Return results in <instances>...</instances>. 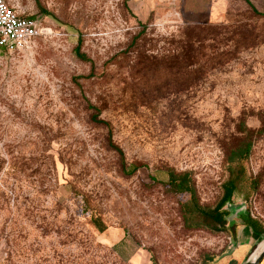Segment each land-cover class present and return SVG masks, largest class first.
Returning a JSON list of instances; mask_svg holds the SVG:
<instances>
[{"label":"rangeland","instance_id":"374dc122","mask_svg":"<svg viewBox=\"0 0 264 264\" xmlns=\"http://www.w3.org/2000/svg\"><path fill=\"white\" fill-rule=\"evenodd\" d=\"M10 1L42 32L0 53V264H240L167 182L219 203L245 123L264 222V0Z\"/></svg>","mask_w":264,"mask_h":264},{"label":"trees","instance_id":"16d2710c","mask_svg":"<svg viewBox=\"0 0 264 264\" xmlns=\"http://www.w3.org/2000/svg\"><path fill=\"white\" fill-rule=\"evenodd\" d=\"M241 129L245 137L230 150L227 156L229 174L223 185L222 199L216 205L201 203L191 172H181L175 169L168 171L169 179L167 184L169 185V191L177 195L189 194V197L181 202V214L187 229H204L212 233L229 231L230 221L228 217L231 214L229 205L232 204L233 198L238 191L242 190L244 184L248 183L250 179L247 177L244 162L250 157L252 152L254 131L249 129L245 123H242ZM257 183V179H254L251 182L252 187L255 188ZM247 193L245 199L249 198V192ZM241 219L243 223L253 228V237L256 242H260L264 238V222L260 218L252 216L249 210L247 214L241 216ZM99 224L100 231H104L106 227L99 226ZM232 262L237 264L235 259L231 260L230 264ZM152 264L157 263L154 261Z\"/></svg>","mask_w":264,"mask_h":264},{"label":"built area","instance_id":"2783aa9c","mask_svg":"<svg viewBox=\"0 0 264 264\" xmlns=\"http://www.w3.org/2000/svg\"><path fill=\"white\" fill-rule=\"evenodd\" d=\"M41 32L36 17L22 15L10 0H0V53L31 43Z\"/></svg>","mask_w":264,"mask_h":264},{"label":"water","instance_id":"95a60500","mask_svg":"<svg viewBox=\"0 0 264 264\" xmlns=\"http://www.w3.org/2000/svg\"><path fill=\"white\" fill-rule=\"evenodd\" d=\"M229 209L231 214L228 219L230 222H233L234 219L240 218L242 215L247 214V206L242 203L239 205H229ZM258 244H260L258 246ZM264 259V238L260 242H256L253 246L251 253L245 258V260L241 264H260V262Z\"/></svg>","mask_w":264,"mask_h":264},{"label":"crops","instance_id":"0c3cea01","mask_svg":"<svg viewBox=\"0 0 264 264\" xmlns=\"http://www.w3.org/2000/svg\"><path fill=\"white\" fill-rule=\"evenodd\" d=\"M238 220H239V223H238L239 227H238L236 235L234 237V240H236L238 246L239 247L244 246L246 248V246H248V245H252L253 243L256 244V240L253 237V228L250 225L243 223L241 217L238 218ZM263 261H264V259L260 262V264ZM237 264H239V262H237Z\"/></svg>","mask_w":264,"mask_h":264}]
</instances>
